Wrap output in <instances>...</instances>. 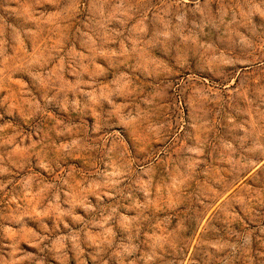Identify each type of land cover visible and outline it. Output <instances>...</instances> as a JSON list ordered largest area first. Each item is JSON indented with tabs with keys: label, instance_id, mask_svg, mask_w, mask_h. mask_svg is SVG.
Masks as SVG:
<instances>
[{
	"label": "rangeland",
	"instance_id": "obj_1",
	"mask_svg": "<svg viewBox=\"0 0 264 264\" xmlns=\"http://www.w3.org/2000/svg\"><path fill=\"white\" fill-rule=\"evenodd\" d=\"M0 264H264V0H0Z\"/></svg>",
	"mask_w": 264,
	"mask_h": 264
}]
</instances>
